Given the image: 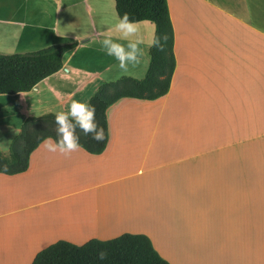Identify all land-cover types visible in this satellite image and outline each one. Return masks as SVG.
<instances>
[{"label":"crops","instance_id":"1","mask_svg":"<svg viewBox=\"0 0 264 264\" xmlns=\"http://www.w3.org/2000/svg\"><path fill=\"white\" fill-rule=\"evenodd\" d=\"M168 5L176 58L168 93L112 104L100 154L80 146L65 156L40 143L26 171L0 173V264H32L60 240L124 233L149 236L165 259L181 252L184 264H194L184 252L210 250L217 234L229 251L241 249L236 264H264V0ZM79 10L85 21L71 32ZM117 15L112 0H0V53L35 50L54 35L79 42L32 90L0 94L1 151L28 117L67 112L105 82L145 76L147 43L128 72L100 43ZM139 23L147 40L153 26Z\"/></svg>","mask_w":264,"mask_h":264},{"label":"trees","instance_id":"2","mask_svg":"<svg viewBox=\"0 0 264 264\" xmlns=\"http://www.w3.org/2000/svg\"><path fill=\"white\" fill-rule=\"evenodd\" d=\"M118 15L128 13L133 21H149L155 34L167 36L164 50L151 47L150 65L143 78L122 76L103 83L91 98L98 127L104 140L96 141L79 128V144L92 154L102 153L109 140L107 109L121 98L155 100L168 93L176 68L174 27L168 0H114ZM78 41L52 44L38 50L0 53V94L30 91L39 82L63 68L64 56L78 46ZM47 137L56 135L55 113L28 117L11 143L8 154L0 150V173L17 174L29 167L31 153ZM106 253L105 259L99 253ZM32 264H170L145 234L124 233L109 240L91 239L82 245L60 240L44 248Z\"/></svg>","mask_w":264,"mask_h":264},{"label":"clouds","instance_id":"3","mask_svg":"<svg viewBox=\"0 0 264 264\" xmlns=\"http://www.w3.org/2000/svg\"><path fill=\"white\" fill-rule=\"evenodd\" d=\"M99 35L103 37L100 41L102 47L109 56L118 61L119 69L124 72H128L130 66L134 68L140 65L143 55L140 45L147 43L149 47L163 51L162 41L167 40V36H157L154 28L149 38L145 40L140 23L131 20L128 13L117 15L114 30L101 32ZM55 124L57 138L54 140L52 137H47L42 142L43 148L49 152H59L68 156L79 150L77 128L85 135L91 134L98 142L104 140V129L98 127L95 120V108L85 102L73 100L67 112L59 111L55 114ZM105 257L106 253L101 251L99 258L103 260Z\"/></svg>","mask_w":264,"mask_h":264},{"label":"rangeland","instance_id":"4","mask_svg":"<svg viewBox=\"0 0 264 264\" xmlns=\"http://www.w3.org/2000/svg\"><path fill=\"white\" fill-rule=\"evenodd\" d=\"M112 2H114V0H112ZM53 13V11H52ZM67 13L68 12H64ZM63 13V14H64ZM70 14V13H69ZM60 16L62 17L63 15L60 14ZM71 19L73 20V26H72V30L71 32L75 31L76 29L80 28V24L85 21L84 19V13L82 11H73L71 12ZM62 20V18L60 19ZM151 24V26L154 27L153 23H148ZM70 35V34H69ZM67 34H62V35H54L53 40L55 42L52 43H48V42H43V43H36V49H41L43 47L52 45V44H65V43H69V42H73L74 40H72L70 38V36ZM51 36V35H50ZM52 38V36H51ZM33 51V50H31ZM25 52V51H23ZM16 53V52H15ZM211 237V236H210ZM223 237V236H220ZM204 246L201 247V251L198 250H194V251H188V252H184V255L186 254V256H189V262H193L194 264H222L221 260L223 259L224 262H226L227 264H236V262H239L242 260L243 256L241 255V249L238 248V246H236L234 249L230 250V247L228 245V241L227 243L225 242L224 244H222V242L219 239V236L217 234H215V240L211 241L210 244V250H203ZM227 249V250H226ZM229 249V250H228ZM234 250V251H233ZM166 256H169L166 259H169V262L172 264H184L185 263V258L182 256L181 252H163ZM250 256H252V254H250ZM253 258V256L251 257Z\"/></svg>","mask_w":264,"mask_h":264}]
</instances>
